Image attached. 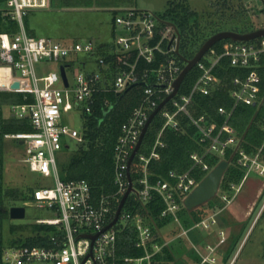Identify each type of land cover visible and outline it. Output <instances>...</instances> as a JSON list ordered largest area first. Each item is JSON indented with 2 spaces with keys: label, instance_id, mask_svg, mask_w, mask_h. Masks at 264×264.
Masks as SVG:
<instances>
[{
  "label": "built area",
  "instance_id": "2783aa9c",
  "mask_svg": "<svg viewBox=\"0 0 264 264\" xmlns=\"http://www.w3.org/2000/svg\"><path fill=\"white\" fill-rule=\"evenodd\" d=\"M6 1L10 8L4 9L5 14L16 18L20 26L15 34L7 31L0 33V63L8 65L16 73L13 82H20L18 91L25 92L26 99L29 98L28 94L33 97L31 101L12 103L13 115L27 119L33 130L19 131L11 136L19 139L25 147L26 160L31 170L54 176L56 185L36 189L34 198L37 203L54 208L60 215L37 219V224L49 225L51 228L37 233L40 239L36 242L5 247L1 264H119L120 260L127 264H153L154 256L165 246H170L174 238L164 237L153 216L136 210L138 204L146 206L156 196H160L165 203L161 216L177 220L178 212L185 206V198L199 182L192 170L200 166L209 172L213 167L206 156L211 154L225 158L230 146L235 148V152H240L239 163L247 171L256 164L255 167L264 173V164L240 149V139L228 122L238 105L264 102L260 72L264 56V35L255 41L231 38L221 52L212 46L196 64L202 74L191 92L181 93L180 86L178 92L158 111L165 120L150 150L141 151L143 138L140 148L129 163L152 112L174 91V82L186 65L180 53L181 37L177 25L151 10L119 9L114 19L120 31L117 44L102 50L98 55L102 70L90 73L75 71L72 82L68 68H80L75 66L72 54L94 55L99 48L96 42L93 39L62 41L51 36L31 35L24 24L27 9L48 6L51 0ZM222 57H228L231 65L248 71L245 74L237 73L231 78L233 104L231 108L224 105L218 107L226 119L215 132L217 122L206 115H192L190 103L196 92L210 94L222 83L215 72ZM42 59L58 61L59 69L39 76L35 65ZM142 62L146 64L144 67H141ZM154 63L155 66H149ZM79 64L85 66L86 61H80ZM63 65L68 84L62 75ZM135 85L143 86L141 99L122 123L114 147L115 189L98 196L93 193L88 180L62 178L56 151L65 145L70 146L69 141L72 139L79 143L86 141L83 125L77 128L62 120L64 93L74 91L83 114L87 115L94 112L101 94L121 95ZM103 99L105 105H111L109 97ZM180 113L190 116L197 127L199 140L202 143L209 141V144L202 154L191 153L194 164L186 171L171 169L166 175L155 176L150 170V163L161 158V149L167 145L162 137L164 130L167 127L181 129ZM225 131L229 133L226 137L223 136ZM131 184L132 189L118 220L108 226L116 217L121 200ZM240 186L241 183H231L230 189L222 190V199L226 204L234 200ZM232 190L233 193L230 192ZM129 198L134 202L124 211ZM122 220L124 223H121ZM218 221L214 213L195 223V226L209 229ZM125 233H128L131 246L142 249V254L120 253L121 238ZM187 233L188 229H184L181 235ZM93 235H96L95 238ZM220 236L222 241L226 239L223 230ZM206 249L210 253H201L199 250L202 256L200 264L216 263L215 247L208 244Z\"/></svg>",
  "mask_w": 264,
  "mask_h": 264
},
{
  "label": "rangeland",
  "instance_id": "374dc122",
  "mask_svg": "<svg viewBox=\"0 0 264 264\" xmlns=\"http://www.w3.org/2000/svg\"><path fill=\"white\" fill-rule=\"evenodd\" d=\"M177 2L186 3L191 10L196 11V16L202 23L212 19L216 20V11L220 10V13L225 12L227 16L245 18L225 23L222 25L223 28L235 27L239 30H253L264 27V0H229L230 6L227 9L222 5V0H51L48 6L28 8L24 15V24L31 35L51 36L62 41L93 39L96 42L99 48L94 55L72 54L75 61L78 62H75V66L80 67L76 70H74V66L68 68L70 79L73 82L75 71L82 70L90 73L102 70L98 63V55L102 50L117 44L116 39L120 31L116 28L114 19L116 13L120 11L119 9L151 10L165 17L168 6ZM9 8L6 0L0 1V9ZM208 56L209 54L206 58ZM80 61H86V65L79 64ZM59 64L58 61L42 59L36 62V72L39 76L44 75L48 71L58 70ZM15 77L16 73L8 65L0 63V98L4 97L2 92L18 91L13 87ZM64 97L63 122L81 128L86 115L83 114L75 92L66 91ZM0 113V121L12 117L24 120L13 115L12 103L4 102ZM160 120L164 122L165 119L159 112L149 129H152ZM1 132L0 128V193L3 200L2 206L0 203L1 232L4 247H9L18 244L19 242L16 240L25 242L24 238L29 234V231L26 230L28 225L36 223L39 218L56 217L60 215V212L52 207L37 203L34 198L36 189L56 185L54 176H46L31 170L29 162L26 160L25 147L20 140L12 137V133L1 135ZM238 139L243 140V135L238 134ZM69 144L70 146L65 145L56 151L62 178H64L63 173L72 155L83 143L72 139ZM146 144L147 142L144 140L142 151ZM257 154L251 156L258 159ZM221 157L220 159H222ZM259 161L264 164L263 161ZM255 166L256 164L249 171H244L241 186L231 203L226 204L222 199L221 184L218 193L210 200L211 204L206 203L193 209L196 211L195 213L191 212L193 210L187 209L190 211L189 213L182 208L178 212L177 220L171 218L159 229L164 237L174 238L173 245L178 261L200 264L201 253H210L206 246L211 244L215 247L216 263L214 264H264V216H262L264 173H261ZM14 205L26 206V216L13 218L10 215V209ZM128 205L127 202L124 211L128 209ZM214 213L219 220L217 224L209 229L195 226V223ZM190 217H193L191 224L189 226L183 224L184 220L190 219ZM200 217L202 219L199 220ZM121 223H124V220ZM184 229H188V233L181 235ZM221 230L225 232L226 237L223 241L220 236ZM34 234L37 233L31 235ZM20 237L22 238L19 239Z\"/></svg>",
  "mask_w": 264,
  "mask_h": 264
},
{
  "label": "trees",
  "instance_id": "16d2710c",
  "mask_svg": "<svg viewBox=\"0 0 264 264\" xmlns=\"http://www.w3.org/2000/svg\"><path fill=\"white\" fill-rule=\"evenodd\" d=\"M1 1V0H0ZM229 0H222V5L226 9L230 6ZM223 7V8H224ZM224 11V9H223ZM216 20L212 19L206 23H202L197 18V12L191 10L186 3L177 2L171 3L166 11L164 19L174 22L180 30L181 42L180 53L182 59L193 57L200 49L202 44L214 33L221 30H234L241 32H249L252 30H239L238 28H223L222 25L229 23L235 19H245L238 16H227L225 12L220 13V10L216 11ZM215 13V14H216ZM19 21L13 18L11 15L5 14L4 9H0V33L9 32L15 34L19 30ZM239 27V26H236ZM257 29V28H255ZM253 29V30H255ZM257 37L255 40H258ZM231 40V38H225L218 41L213 47L221 52L225 47V43ZM160 57H162L160 55ZM110 59V57L108 58ZM145 62L141 63V67H144ZM149 66L153 67L154 64ZM248 69H241L230 64L228 57H222L219 64L215 68L216 74L221 78L222 83L212 90L210 94H203L196 92L190 103V111L194 116L206 115L208 118H212L217 122L215 132H217L220 126L224 123L226 116L219 112L218 107L221 105L231 108L233 104V98L230 94L231 78L237 73H247ZM262 75V90L261 94L264 95V56L262 59V65L260 67ZM202 74V70L195 66L193 67L184 78L180 92L190 93L195 82ZM142 85H135L127 92L117 95L115 93L101 94L98 98V102L95 105V110L91 114H85L83 124V131L86 137V141L78 147L75 153L72 155L69 164L65 168L63 173L64 179H86L92 186L93 193L95 195H102L115 189L114 184V147L120 133V127L122 123L131 113L132 109L139 103L141 99ZM3 98H0V112L4 102L7 103H22L24 101H31L33 97L28 94L29 98H25L26 93L22 91H5L2 92ZM1 95V93H0ZM104 97H109L111 105L104 104ZM1 114V113H0ZM181 121V129L176 130L171 127H167L162 137L166 140L167 145L161 149V158L159 160H153L150 163V170L155 176L166 175L169 170L175 169L179 172H184L191 168L194 164V160L191 157L192 152L203 153L206 150L209 141L202 143L199 140V134L197 127L193 124L190 116L180 113L178 115ZM155 118V117H154ZM154 119L152 120V122ZM151 122V123H152ZM229 124L235 129L238 134L243 135V140L240 141V149H243L250 155H258V159L264 162V102L261 104H240L236 107L235 111L229 118ZM164 122L158 121L152 129L148 128L145 134L144 140L147 142L143 151L148 152L155 140V137L159 130L162 128ZM151 125V124H150ZM0 128L2 130L1 135L8 133H16L19 131H31L32 125L27 119L20 120L16 118H10L8 120L1 119ZM229 133L225 131L223 136H228ZM144 144V141H143ZM142 144V148H143ZM142 151V149H141ZM142 151V152H143ZM225 158L230 160V166L224 175V181L222 183V190L230 189L231 183L239 185L241 179L246 171V167L239 163L240 152L236 151L233 146L227 148L224 155ZM206 160L214 167L221 159L217 155H207ZM208 170L202 169L200 166L195 167L192 170V174L200 181ZM233 193V190L230 191ZM0 193V197H1ZM2 197L0 203L2 206ZM131 198L128 200V208L131 207L130 203H133ZM212 202L208 201L207 204ZM206 204V203H205ZM204 205V204H203ZM202 206V205H201ZM165 207V203L160 196H156L152 201L146 204V206L139 205L136 210H139L144 215H151L156 219V223L161 228L170 221V217L161 216V211ZM134 208V209H135ZM185 211H188L185 206L182 207ZM190 213V211H188ZM195 213L196 211H191ZM264 216V210L263 214ZM191 218L184 220L185 225L191 224ZM198 218V217H197ZM202 219L201 217L199 220ZM2 218L0 216V264L4 247V240L1 232ZM51 226L44 224H31L26 227L29 234L26 235L25 242L38 241V234L36 236L32 233H40L44 230H49ZM47 234V233H46ZM128 233L123 234L121 238L122 248L120 253L125 254H142L143 250L139 248H133L128 240ZM20 237L19 239H21ZM19 243L20 240H16ZM16 242V243H17ZM119 264H127L120 260ZM153 264H189L185 261H178L177 253L174 249L173 242L170 246H165L160 252L154 256Z\"/></svg>",
  "mask_w": 264,
  "mask_h": 264
},
{
  "label": "water",
  "instance_id": "95a60500",
  "mask_svg": "<svg viewBox=\"0 0 264 264\" xmlns=\"http://www.w3.org/2000/svg\"><path fill=\"white\" fill-rule=\"evenodd\" d=\"M174 24V23H173ZM175 25V24H174ZM176 26V25H175ZM177 28V32L179 36L181 37L180 30ZM264 35V27L258 28L249 32H239V31H234V30H221L213 35H211L200 47V49L197 51V53L191 57V58H184L186 61V65L184 69L181 71L180 75L174 82V91L168 95L160 104L159 106L152 112L147 124L143 128L141 138L139 140V143L135 150L132 153V156L130 158V162L132 161L134 155L136 154L137 150L140 148V145L142 143V140L145 136V133L155 117V115L158 113V111L162 108V106L169 100L171 99L179 90L184 78L186 77L187 73L196 66L197 62L204 56V54L212 47L214 46L218 41L225 39V38H232L235 40H253L257 37L263 36ZM179 52V51H178ZM62 69V75L64 79L66 80V83L68 84V79L66 75V70L65 66L63 65L61 67ZM13 87L19 88L20 87V82L18 80L14 81ZM230 166V160L227 158H222L199 182L198 184L194 187V189L187 195V197L184 200V205L188 210H193L208 201H210L215 195L218 193L220 190L222 181L224 179V175L227 171V169ZM131 179V176H130ZM132 189V184L130 185L129 189L125 193L124 197L121 200L120 206L118 208L116 217L114 220L108 225L114 224L122 211V207L124 205V202L129 194V192ZM10 215L13 218H23L26 216V206L24 205H14L10 209ZM107 226V227H108ZM106 227V228H107ZM96 235H93V238H95Z\"/></svg>",
  "mask_w": 264,
  "mask_h": 264
}]
</instances>
